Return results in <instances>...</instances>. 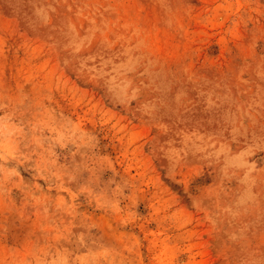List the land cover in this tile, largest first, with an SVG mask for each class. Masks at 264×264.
I'll return each instance as SVG.
<instances>
[{
  "label": "rangeland",
  "instance_id": "1",
  "mask_svg": "<svg viewBox=\"0 0 264 264\" xmlns=\"http://www.w3.org/2000/svg\"><path fill=\"white\" fill-rule=\"evenodd\" d=\"M0 264H264V0H0Z\"/></svg>",
  "mask_w": 264,
  "mask_h": 264
}]
</instances>
